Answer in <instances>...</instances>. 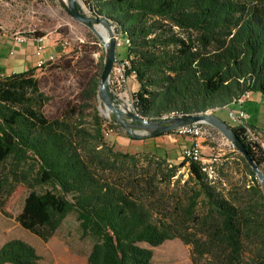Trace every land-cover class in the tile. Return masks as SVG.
<instances>
[{
  "label": "trees",
  "instance_id": "obj_1",
  "mask_svg": "<svg viewBox=\"0 0 264 264\" xmlns=\"http://www.w3.org/2000/svg\"><path fill=\"white\" fill-rule=\"evenodd\" d=\"M87 5L125 41L126 54L118 57L129 61L126 78L138 86L130 100L143 119L227 109L246 93L264 98V0H87ZM76 8L82 13L77 3ZM33 73L0 77L3 215L4 200L17 185L27 195L16 222L42 242L73 212L81 236L92 239L85 264H151V250L140 244L157 247L172 239L190 246V264H264V194L242 156L250 186L240 192L215 183L216 164L209 178L199 163L172 165L156 155L141 161L115 151L104 140L99 118L88 129L75 107L51 120L40 113L47 100L37 92ZM97 86L92 81L85 91L89 100ZM108 123L119 128L112 119ZM232 129L264 169L261 146ZM163 135L174 133L156 137ZM182 167L187 179L169 204L159 186L177 182ZM39 260L20 240L0 247V264Z\"/></svg>",
  "mask_w": 264,
  "mask_h": 264
},
{
  "label": "rangeland",
  "instance_id": "obj_2",
  "mask_svg": "<svg viewBox=\"0 0 264 264\" xmlns=\"http://www.w3.org/2000/svg\"><path fill=\"white\" fill-rule=\"evenodd\" d=\"M76 3L80 6L83 15L94 17L87 0H76ZM65 6L66 3H62V0H0V26L9 34L20 32L37 36L48 33L50 45L57 47L52 51L57 57L56 62L40 72L33 73L37 81V92L47 100L39 109L40 113L51 120L61 117L69 107H75L85 128L89 129L95 118H99L102 128L105 129L113 117L105 110L99 97L98 86L91 100L84 94L92 81H97L99 84L106 59L105 48L101 42V31L104 30L107 35L108 32L96 23L89 28L74 21L66 13ZM124 43L121 37V45L115 49L119 57H124L126 54L127 47ZM7 70L0 69V77L18 74L12 63ZM126 83L132 93L133 79L127 77ZM244 107L251 116L249 122L258 129L259 132L256 133L260 134V131L264 130V104L260 106L252 102ZM228 110L237 111L236 107L229 106L227 110L220 109L208 113L234 127L235 124L229 119ZM118 127L114 134L104 137L113 150L137 155L141 161L151 155L165 158L172 165H178L183 161L181 149L188 143L186 139L175 135L149 138L148 133L133 129L129 132L124 127ZM203 127L207 133L196 142L201 147L204 161L212 158L217 160L215 183L226 191L236 187H239L240 192L247 190L250 186V177L239 160L241 156L239 152L213 126L203 124ZM259 171L264 177V169ZM177 178V182L174 180L168 186H159L164 200L169 204H172L174 198L182 192L184 180L187 179L186 167L178 169L174 179ZM262 193L264 194L263 190ZM26 195V189L17 185L13 193L4 200L5 214L0 212V247L9 240H20L31 247L38 242L35 236L20 228L15 219ZM91 245L92 239L81 236L76 216L71 212L52 235L49 247L44 243L36 246L42 256L38 264H85ZM140 246L151 250V264H190V246L184 245L179 239L164 241L157 247H149L145 244Z\"/></svg>",
  "mask_w": 264,
  "mask_h": 264
},
{
  "label": "built area",
  "instance_id": "obj_3",
  "mask_svg": "<svg viewBox=\"0 0 264 264\" xmlns=\"http://www.w3.org/2000/svg\"><path fill=\"white\" fill-rule=\"evenodd\" d=\"M113 29V27H112ZM4 33V30L0 26V36ZM48 33L37 35L35 37L29 38V36L22 33H14L8 37L10 45L19 46L32 41L34 43V52L38 56L35 62V70L42 71L48 66L54 64L57 60V57L53 54L45 56V51L47 48H50ZM113 36L116 41V47L121 45V35L115 34L113 31ZM12 54V51L10 52ZM129 68V61L127 59H120L116 54L113 58L112 67L110 73L106 79V89L110 97L112 98L113 106L119 109L121 112L134 113L133 106L130 100V91L127 88L126 83V70ZM246 93L240 97L236 104L241 105L245 98L247 97ZM224 110H227L224 108ZM174 115L164 116L171 117ZM180 117V115H177ZM229 119L235 124L236 127L240 128L243 131V138L250 143L258 144L261 146V140L259 135L252 130L247 124L246 121L249 118L248 114L244 110H239L236 112L228 110ZM111 121V120H110ZM109 121V122H110ZM114 128L107 124V127L103 131L104 137H108L114 134ZM174 135L179 138H184L188 141L181 149V158L187 162L199 163L203 167V171L208 174L209 178L214 177V165L216 164V158L211 160L204 161L202 158V152L200 145L196 142L197 139H201L206 135V130L203 127L202 123H196L191 125H186L179 127L173 131ZM233 147V146H232Z\"/></svg>",
  "mask_w": 264,
  "mask_h": 264
},
{
  "label": "water",
  "instance_id": "obj_4",
  "mask_svg": "<svg viewBox=\"0 0 264 264\" xmlns=\"http://www.w3.org/2000/svg\"><path fill=\"white\" fill-rule=\"evenodd\" d=\"M64 9L68 14V16L74 21L82 23L89 28H92L93 23H96L103 26L108 32L107 35L108 41L105 42L101 37V42L106 52V59L99 78L98 93L105 107V110L107 111L108 114L112 115L113 122L116 125L124 127L129 132H131V129H133L134 131H142L144 133H148L147 136L149 138H154L161 134L173 132L175 129L182 126L196 124V123L210 124L215 129L220 131L229 140L231 145L239 152V154L242 156V158L244 159L250 170L254 173L261 189L264 192V177L260 173L257 166L254 164V162L251 160L241 139L236 136V134L233 132L232 127L227 125L224 121H222L218 117L213 116L211 113L204 112V113H198L192 115H184L180 117L179 116H171L166 118L162 117L161 119H158L156 121H147L136 114L130 112L123 113L119 109L114 107L112 103V98L110 97L106 89V79L110 73L113 58L116 54L115 53L116 41L113 36L112 27L109 25V22L103 18H99V17L90 18L83 15L76 8V0H68L66 2V6L64 7Z\"/></svg>",
  "mask_w": 264,
  "mask_h": 264
},
{
  "label": "crops",
  "instance_id": "obj_5",
  "mask_svg": "<svg viewBox=\"0 0 264 264\" xmlns=\"http://www.w3.org/2000/svg\"><path fill=\"white\" fill-rule=\"evenodd\" d=\"M14 33H20V32H14ZM11 33V34H14ZM8 32H4L1 36H0V69L3 71H8V66L10 63H12L13 65H15V69H16V73L20 74V73H24L27 72L29 70H33L35 72H39L37 70H35V62L37 60V55L34 52V43L32 41H28L27 43L23 44V45H15V46H11L9 43V39L7 36L11 35ZM23 34V33H22ZM29 36V38L31 37H35V35L33 34H24ZM57 47H52L50 46V48H47L45 51V56L49 55V54H53V49H55ZM4 51H5V55H4ZM12 51V54H10V52ZM3 54V55H2ZM133 79V77H131ZM133 85H134V89H132V92H135L138 88L137 84L135 83L134 79H133ZM252 102L259 104L260 106L264 104V98L261 97L260 94H254V93H248L247 97L245 98L244 102L241 105L238 104H234L231 106L236 107L237 111L239 110H244L247 114H248V120L246 122V124L255 132H259L258 129H256L250 122L249 120L251 119L250 114L247 112V110L245 109L246 105H250ZM224 110V109H222ZM129 122V121H127ZM261 133L258 134L261 140V148L264 150V130L260 131ZM263 135V136H262ZM37 238V237H36ZM52 238V237H51ZM50 238V239H51ZM38 239V238H37ZM50 239L47 242H42L40 239H38V242H35V245L33 246V248L35 249L36 253L39 255L40 260H41V255L40 253L37 251V245H41V244H46L47 247H49V243H50ZM89 253V252H88ZM88 256V254H87ZM39 260V262H40Z\"/></svg>",
  "mask_w": 264,
  "mask_h": 264
},
{
  "label": "bare ground",
  "instance_id": "obj_6",
  "mask_svg": "<svg viewBox=\"0 0 264 264\" xmlns=\"http://www.w3.org/2000/svg\"><path fill=\"white\" fill-rule=\"evenodd\" d=\"M67 1L66 0H62V3H66ZM64 5V4H63ZM101 33H102V39L106 42V41H108V36H107V34L105 33V31L103 30V31H101ZM100 33V34H101Z\"/></svg>",
  "mask_w": 264,
  "mask_h": 264
}]
</instances>
